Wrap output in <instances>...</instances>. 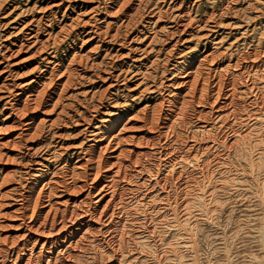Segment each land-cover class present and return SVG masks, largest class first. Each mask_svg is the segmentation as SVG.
I'll return each instance as SVG.
<instances>
[{
	"label": "rangeland",
	"instance_id": "374dc122",
	"mask_svg": "<svg viewBox=\"0 0 264 264\" xmlns=\"http://www.w3.org/2000/svg\"><path fill=\"white\" fill-rule=\"evenodd\" d=\"M10 41L0 264H264V0H15Z\"/></svg>",
	"mask_w": 264,
	"mask_h": 264
},
{
	"label": "bare ground",
	"instance_id": "6f19581e",
	"mask_svg": "<svg viewBox=\"0 0 264 264\" xmlns=\"http://www.w3.org/2000/svg\"><path fill=\"white\" fill-rule=\"evenodd\" d=\"M14 3L15 2V0H9L8 2H0V10L2 9V7H3V4L5 3L6 5H8L9 3ZM14 13H16V12H14ZM24 15V11L23 10H21V12L17 15V17L14 19V20H12V21H10L9 23H5L4 25H3V27H9L10 28V26L11 25H13L14 23H16L22 16ZM173 16V15H172ZM179 16L178 15H176V16H174V19H176V18H178ZM34 20V19H33ZM30 21V22H28L27 24H25V26L24 27H22L21 29H19L18 30V32H16V31H13V32H11L10 34H9V36L7 37V38H12V36H19V35H23L24 37H25V31L28 29V27H29V25H32L33 23H34V21ZM159 20H160V17L159 18H157V20L156 21H154V20H151L150 21V25H153V26H155L156 24H158V22H159ZM176 22V21H175ZM17 29V28H16ZM2 34V33H1ZM35 36H31V38L30 39H32V38H34ZM157 37L159 38V35L157 36H155V37H153V38H151V42L149 43V44H152L156 39H157ZM9 41V40H8ZM133 41V40H132ZM130 42V44L132 45V43L133 42ZM8 43H10L9 45H2V44H0V54L3 56V58H5V59H9V58H11L14 54H16V53H19L22 49H21V47H22V45L20 46V48H19V50L18 51H13L14 49H13V45H15L14 43H12V41H10V42H8ZM2 46V47H1ZM137 50H140V52H141V56H142V58L144 57V58H146L147 56H148V54L149 53H151L152 52V47L149 45V46H147V47H145L144 49H143V47H141V48H138V47H131L130 48V51H129V53L128 54H130V53H135V51H137ZM7 53V54H6ZM150 55V54H149ZM143 58V59H144ZM152 64H153V62H152ZM106 79H105V81H111V80H116V82H120V80H122L123 82H125L126 81V79H127V77H123V75H121V73H119V74H115V73H113V72H110L109 74H107V77H105ZM70 80V79H69ZM66 81L64 84H63V88L66 86V84L67 83H69L70 81ZM110 87V86H109ZM108 87V89H107V91H109V88ZM112 87H113V85H112ZM112 89V88H111ZM107 94H108V92H107ZM30 101H33V102H35L34 103V106H36V108L38 107V106H40V104H41V102L43 101V97H42V93H40V94H38L35 98H33V99H31ZM34 106H32V107H34ZM32 130H33V125H27V129L25 130V132L26 133H24V134H26V136H30V134H32L31 132H32ZM35 130V129H34ZM83 131H85V133H86V131H87V129H84ZM32 197V196H31ZM30 199V198H29ZM102 199V198H101ZM100 199V200H101ZM99 202V201H98ZM50 212V211H49ZM35 214V213H34ZM48 215H49V213H48ZM47 215V216H48Z\"/></svg>",
	"mask_w": 264,
	"mask_h": 264
}]
</instances>
